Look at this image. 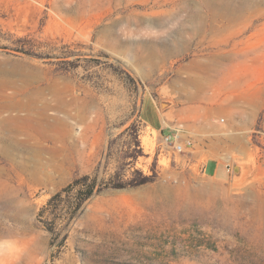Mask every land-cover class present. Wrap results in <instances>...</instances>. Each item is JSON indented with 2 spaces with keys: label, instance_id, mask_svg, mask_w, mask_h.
Segmentation results:
<instances>
[{
  "label": "rangeland",
  "instance_id": "rangeland-1",
  "mask_svg": "<svg viewBox=\"0 0 264 264\" xmlns=\"http://www.w3.org/2000/svg\"><path fill=\"white\" fill-rule=\"evenodd\" d=\"M11 73L88 117L0 152V264H264V0H0ZM176 130L193 148L162 145ZM212 138L255 168L243 185L202 170L227 157Z\"/></svg>",
  "mask_w": 264,
  "mask_h": 264
},
{
  "label": "bare ground",
  "instance_id": "bare-ground-1",
  "mask_svg": "<svg viewBox=\"0 0 264 264\" xmlns=\"http://www.w3.org/2000/svg\"><path fill=\"white\" fill-rule=\"evenodd\" d=\"M10 76L13 78L4 82L1 81L2 75H0V152L3 154L6 155L10 151L18 149H25L34 152L40 148V145H42L40 141L43 137H51L54 135L56 137L57 134L63 131H65V133L69 132V135L72 132L70 131L71 129L68 128L71 125V121L75 120L78 122L79 120L83 121L84 118H86L87 115L84 112L85 107H80V99L73 93L65 90L66 88L60 89L51 84V86H46V88L37 87L35 90L28 89L26 92L15 91V88L13 87L14 89L9 92V89L7 90V87L5 86L15 83L16 81L14 80L18 77V73L16 78V74L14 73H11ZM25 83L29 82L25 81L24 84ZM26 85L27 84L24 86ZM163 104L164 106L168 105L167 101H164ZM61 137L59 139H62ZM62 145H64V142ZM11 163L14 164L17 162L11 159ZM24 163H26V161ZM20 166L24 171H28L29 169L26 167V164L21 163ZM242 169L246 172L245 166ZM29 173L34 179L37 178L36 170H34V172L29 171ZM236 179L237 184L242 183L243 178L237 177Z\"/></svg>",
  "mask_w": 264,
  "mask_h": 264
},
{
  "label": "crops",
  "instance_id": "crops-1",
  "mask_svg": "<svg viewBox=\"0 0 264 264\" xmlns=\"http://www.w3.org/2000/svg\"><path fill=\"white\" fill-rule=\"evenodd\" d=\"M151 104V103H150ZM152 109L156 112V114L158 115V117L156 119H150L146 116H144V107L142 110V114L145 117V121L148 122L152 127L159 129L160 130V126L161 125V117H160V112L157 109L156 105L151 104ZM251 114H254L253 111H251ZM211 147L214 148L216 151H218L219 154L222 155H227L226 158L224 157H212L210 159H208L206 162L202 163L201 168L204 171V173H206V175H208L209 177H213L216 178L218 180L224 181V182H231L232 177H233V173H234V165L235 162H232L231 158H230V148L232 145H229L226 147L225 144V140L223 138H216L211 140L210 142ZM192 159L194 161H196L197 157H192ZM196 163V162H194ZM240 165L242 166V168H246V173L248 172V167H249V173L247 175H245V178H249L252 177V175L255 172V168L252 167V165L247 166L245 164V162H241ZM251 167V168H250ZM210 171V172H209ZM245 170H241L240 172V176L244 175ZM245 179H242V182H244Z\"/></svg>",
  "mask_w": 264,
  "mask_h": 264
},
{
  "label": "built area",
  "instance_id": "built-area-1",
  "mask_svg": "<svg viewBox=\"0 0 264 264\" xmlns=\"http://www.w3.org/2000/svg\"><path fill=\"white\" fill-rule=\"evenodd\" d=\"M161 138L162 145L165 147H170L175 154L183 153L194 146L191 139L183 140L178 130L169 134L161 133Z\"/></svg>",
  "mask_w": 264,
  "mask_h": 264
},
{
  "label": "trees",
  "instance_id": "trees-1",
  "mask_svg": "<svg viewBox=\"0 0 264 264\" xmlns=\"http://www.w3.org/2000/svg\"><path fill=\"white\" fill-rule=\"evenodd\" d=\"M90 179L89 176H85L81 179H77L74 184H80L81 181H88ZM73 187V184H70L69 186H67L66 188H64V192H69ZM95 194V185L94 184H90L88 186V189L81 195V197H79V202L76 204V209L78 207H81L82 204L87 201L90 197H92ZM62 196V192L56 194L54 197H52L49 201V204L52 205L55 200H57L58 198H60Z\"/></svg>",
  "mask_w": 264,
  "mask_h": 264
},
{
  "label": "water",
  "instance_id": "water-1",
  "mask_svg": "<svg viewBox=\"0 0 264 264\" xmlns=\"http://www.w3.org/2000/svg\"><path fill=\"white\" fill-rule=\"evenodd\" d=\"M242 170V166L241 165H234V173H233V177H232V182L235 183L236 182V178L240 177V172Z\"/></svg>",
  "mask_w": 264,
  "mask_h": 264
}]
</instances>
